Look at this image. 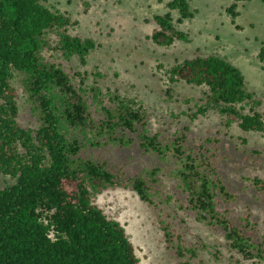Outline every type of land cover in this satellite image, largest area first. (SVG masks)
Listing matches in <instances>:
<instances>
[{"label": "trees", "instance_id": "trees-1", "mask_svg": "<svg viewBox=\"0 0 264 264\" xmlns=\"http://www.w3.org/2000/svg\"><path fill=\"white\" fill-rule=\"evenodd\" d=\"M238 1L250 0H234L225 9L233 24ZM166 7L168 12L153 17L156 28L149 39L161 48L188 43V34L176 24L193 18L189 1L172 0ZM171 11L179 15L176 24ZM77 25L44 0H0V174L12 181L0 189V264H140L125 228L108 218L96 198L107 189L122 188L154 205L159 169L131 177L93 156L108 147L129 148L136 139L145 153L172 152L185 209L196 221L219 230L243 260L264 262V242L253 238L255 225L245 218L242 226L219 211L220 200L228 204L236 198L202 146L196 152L186 148L185 136L163 146L157 135H149L141 102L85 85L79 73L65 67L74 59L85 65L97 47L94 40L71 34ZM258 60L264 64V46ZM169 74L171 83L205 88L193 118L214 112L226 127L264 132L262 100L227 60L196 56L173 66ZM15 83L36 128L18 123ZM254 182L264 189L263 180ZM160 229L170 248L169 229L161 223ZM176 254L179 259L189 256L178 264H192L197 257L194 249L179 245Z\"/></svg>", "mask_w": 264, "mask_h": 264}, {"label": "rangeland", "instance_id": "rangeland-1", "mask_svg": "<svg viewBox=\"0 0 264 264\" xmlns=\"http://www.w3.org/2000/svg\"><path fill=\"white\" fill-rule=\"evenodd\" d=\"M172 0H44L51 10L66 12L78 25L70 30L81 38L96 42V49L86 58L64 63L79 73L85 85L109 88L136 98L147 113V131L157 135L163 146L185 136V147L194 152L202 146L235 201H219V211L235 223L245 226L248 218L255 227L253 238L264 242V189L254 179L264 181V132L244 133L236 125L214 112L193 118L205 88L171 83L169 70L196 56L216 55L236 66L244 75L247 89L262 100L264 116V64L258 60L264 46V4L260 0L238 1L235 23L225 9L234 0H188L194 16L176 24L179 15L171 11L179 30L188 34V43L176 42L161 48L149 39L156 28L153 17L168 12ZM78 80V79H77ZM17 82V81H16ZM18 90L19 118L23 128H36L21 87ZM140 142L129 148L108 147L93 156L107 160L128 176H144L153 169L157 185L154 205L141 202L131 190L107 189L96 204L108 218L119 222L135 247L140 264H178L176 246L192 248L197 257L192 264H264L245 261L231 251L219 230L196 221L185 209V195L176 176L177 159L145 153ZM12 184L0 174V189ZM264 186V185H263ZM164 224L172 235L168 248L160 229ZM252 226V225H251ZM249 227V226H248Z\"/></svg>", "mask_w": 264, "mask_h": 264}]
</instances>
